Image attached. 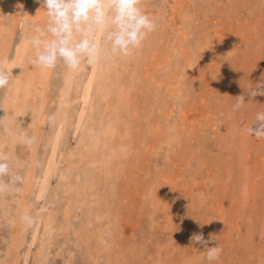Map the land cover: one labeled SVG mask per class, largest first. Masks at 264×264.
Wrapping results in <instances>:
<instances>
[{"label": "bare ground", "instance_id": "6f19581e", "mask_svg": "<svg viewBox=\"0 0 264 264\" xmlns=\"http://www.w3.org/2000/svg\"><path fill=\"white\" fill-rule=\"evenodd\" d=\"M23 3L22 0H0V17L13 13L11 28L5 29L4 24H1L2 28L0 27V67L19 66L12 69L10 84L3 92L0 117L6 113L7 118L5 125L0 127V152L12 157L16 167L22 168L21 173L24 177V183L18 193H13L9 201L6 200V197L0 200V213L4 222L9 223V243L6 251L10 254L5 259L0 258L1 264H9V261L12 264H19L21 259L19 252L27 250L34 244V241L31 240L25 243L27 231L24 230V225L20 221V216L25 210H29L34 219L41 224L40 231L38 232L36 229L32 236L33 240L37 239L32 263L47 264L45 261L48 255L46 251L48 246H51V240L54 239L52 238L53 233L60 235L63 231L68 234V227L71 229L74 220L80 215L86 216L83 227L80 229L74 227L71 230L81 233L85 227L88 229L94 221L103 223L108 220L107 222L113 224L115 230L119 231V227L122 226V222L120 223V217L123 214L121 208L127 207L124 201L127 192L122 193L121 190L123 183L126 184L127 189L132 186H137L136 189L139 188L138 197L134 196L135 193H130L131 204L133 200L135 205L139 203L137 205L138 215L147 216L149 223L154 227L160 219L157 215L160 212L159 207L167 208L165 206L170 201L169 197L171 199L170 193L178 191L180 194L182 190L187 189L189 192H194L199 180L197 177H193L192 172H195V167L191 162L192 155L189 156L185 166L180 159L170 165L171 168L165 172L162 169L153 171L147 164L150 158L144 157L143 142L146 140L144 132H150L154 137L157 136L159 143H166L168 146L166 153L168 154L171 152L169 150L173 149L183 138L184 141H190L192 144L191 140H196L195 137H203L205 143L198 142L192 145L194 148L202 150L197 156V161L202 163L205 162L203 150H209L206 142L211 137L208 131L211 124L217 125L216 129L211 132L214 135L211 140H215L219 146L223 147L217 153L219 156L223 155L225 150H228L230 155L232 154V150L236 148V138L250 142L251 136L248 134V127L244 126L247 128L244 129L242 117L233 110L231 103L227 104L228 107L223 106L221 110L219 108L224 114L220 117V122L218 119H214L211 123L209 116H206L203 121H191L188 118L187 105L191 102L187 94L191 93L190 95H192V88L187 86L185 78L189 76L188 78L193 79L189 74L190 66L193 61L199 62L207 57V47L201 45L199 55L192 59L182 50L189 44L188 34L184 33L182 36H178L176 34L178 28H174L176 33L172 34L173 40L177 39L178 42H172L176 46L172 45V47L177 48V51L169 48L163 51L159 42L169 41L170 32L165 33L166 40L157 35L156 31L160 28L163 30L167 28L169 22L162 16L157 19L151 13L149 16L155 20L156 30L148 35L142 47L136 50L132 56L101 61L97 66L88 67L87 64H82L80 70L75 74L69 73L63 68L59 89L51 98L49 87L54 72L53 70L41 71L30 64V58H34L35 52L27 43L28 39L35 34L32 31L33 26L44 27L47 23L45 10L41 8L39 2L31 4V13L28 15L32 19L30 27L23 32L10 54L13 37L9 32L14 29L19 20L20 11L17 7L19 5L20 8ZM35 4L39 6L36 7ZM143 4L144 2L141 6H144ZM183 11L182 19L184 20L191 11L189 8H185ZM224 29L229 31V28L225 27ZM97 39H101L100 34H97ZM147 49L151 51L149 58L142 54ZM229 51L231 50L229 49ZM182 59H188V63L182 62ZM130 61L134 64L129 67ZM147 61L151 67L146 66ZM182 63L186 66L184 70H181L180 67ZM122 68L123 70L124 68L129 69V72L122 74V80H119L117 76L123 71ZM140 82L145 86V89L139 88V91H136L135 87L138 88ZM48 101L55 104L53 109L51 104L47 106ZM49 117H54V119L50 121ZM133 117H139L140 122H135ZM21 128L28 135L34 137L35 141L25 155H18V157L15 145L20 141L18 133ZM69 134H76V145L68 150L64 148V144L67 143ZM41 140L45 141L46 156L38 161V146ZM57 155L62 159L60 181H62L64 191L66 194L68 193V199L59 212L63 218L55 225L58 217L54 213V216L50 213L53 206H50L47 212L38 211L33 207L32 201H29V195L41 197L47 187L51 170L58 159ZM142 164H147V166L143 167ZM229 169L230 167H226V171L222 173L223 176L221 173L217 175L223 184L228 183V181L221 180L224 179V175L226 177L232 175L228 172ZM248 169L250 168L244 165V173L239 179L240 193L241 195L244 193L241 198L244 204L249 203L251 198L255 199L258 194L257 191L250 192L254 188L249 180L255 174L253 170L249 171ZM237 171L238 168L234 170V173ZM122 174L128 178L123 179ZM261 179L263 178L257 179V182ZM104 181L106 182L104 183ZM102 183L104 184L102 185ZM183 183L188 184L182 189ZM210 183L215 186L218 182L211 179ZM35 186H37V191L34 192ZM257 190L259 189L257 188ZM165 191L169 192V196L163 194ZM191 196L188 193V197ZM151 205L154 207L146 209L145 206ZM251 212L257 216V211L252 210ZM125 215L124 213L122 218L126 219ZM262 220L264 221V214ZM123 222L128 221L123 220ZM130 224L132 232L134 230L133 235H139L137 229L140 224L131 221ZM108 225L105 230L110 228ZM97 228L93 237L96 235L98 243L103 246V249L108 250L112 245L111 239L107 238L106 234L108 233L103 228L100 226ZM260 228L264 232V222ZM235 230L237 234L241 232L239 227H236ZM169 240L171 242L156 238L154 252L140 251L139 255L133 257V262L126 261L127 258H124L123 255L115 259L114 255H111L112 251H109L110 256L108 255L109 259L106 263L170 264L173 254L169 248L175 249L177 245H171L176 242L174 237ZM64 244L65 241L62 240V245L64 246ZM199 247L191 264H202L203 248L201 245ZM135 253L138 252L135 251ZM84 263L87 264V257ZM259 264H264V260Z\"/></svg>", "mask_w": 264, "mask_h": 264}, {"label": "rangeland", "instance_id": "374dc122", "mask_svg": "<svg viewBox=\"0 0 264 264\" xmlns=\"http://www.w3.org/2000/svg\"><path fill=\"white\" fill-rule=\"evenodd\" d=\"M22 1L24 3L20 6L21 9L19 8V3L17 7L20 11L19 20L14 29H11L9 32L13 37L10 54L16 43L20 40L23 32L30 27L32 19L28 15L31 13V4L38 3V0ZM142 2H144L142 8L146 14L150 15L149 13H151L157 19L162 16L169 22V26L164 29L166 31L162 28L156 31V34L163 39H166L165 33L170 32L169 41L162 40V43L159 42L163 51L167 48L177 51V48L172 47V45L175 46L172 42H178L177 39L173 40L172 34L176 33L173 30L174 28H178L176 33L178 36H182L184 33L185 35L188 34L189 44L182 50L189 57L194 58L196 55L198 56L201 45L207 47V57L201 59L199 62L193 61V64L190 66L189 74L193 79L188 78V75V77L185 76L187 86L192 88V95H190L191 93L187 94L191 102L187 105L188 118L191 121H203L206 116H209L211 123L214 119H218L220 122V117L224 115L220 111L221 108L223 106L228 107V103L234 106L237 102V97L244 95L245 104L239 110H236V113L242 117L243 127L249 128L252 126L255 128L256 125L253 123H255L256 114L264 112V96L251 97L248 92L264 77V0H143ZM38 6L37 4L36 7ZM185 8H189L191 12L183 20L182 13H184L183 9ZM12 14L0 17L1 28V24H4L5 29L7 27L11 28ZM224 26L229 28V31L224 29ZM142 54L147 55L149 58L151 51L147 49ZM181 61L186 64L188 63V59H182ZM133 64L134 62L130 61L128 66L130 67ZM146 64V66L151 67L149 61ZM62 66V64H59L57 65L59 69L56 67L53 70L54 73L52 74L49 87L51 98L55 96L59 89L62 69L64 68ZM128 66L127 68H129ZM180 67L181 70L186 69L184 63ZM127 68H124V70L122 68L123 71L117 76L119 80H122V74L129 72ZM139 88L145 89L142 82L138 84V88L135 87V90L139 91ZM3 92L4 89H0V110L3 102ZM48 102L47 106L51 104L53 109L55 104L51 103V101ZM216 112H219V114H216ZM133 120L140 122L139 117H133ZM216 126L211 124V127L209 126L208 129L211 137L206 142L209 150H203L204 163L197 161V156L202 150H198L197 147L194 148L192 146L198 142L205 143L203 137H195L196 140H191L192 144L190 141H184L183 138L173 149L169 150L171 152L168 154L166 153V149H168L166 143L161 144L157 136L154 137L150 132H144L146 134V140L143 142L145 146L144 157L150 158L147 164L153 171L162 169L165 172L171 168L170 165H173L174 162H178L180 159L185 166L189 156L192 155L191 162L195 167V172H192L193 177L195 176L199 180L194 188V192H189V189H187L182 190L180 194H178V191L170 193L171 199L169 197L170 201L168 200L169 202L165 206L167 208L163 209L164 206L162 208L159 207L160 212L157 215L160 219L154 227L149 223L147 216L138 215L137 205L139 203L135 205L133 200L131 204V194L135 193L134 196L138 197L139 188L136 189L137 186H132L127 189L128 187L123 183L121 185L122 193L127 192L124 198L127 207L121 206L122 213H125V216H127L125 219L124 217L122 218L123 214H121L120 223L122 222L123 228L121 226L119 227V231H116L114 225L107 222L108 220L106 222L103 221V223L94 221L89 225L88 229L85 227L81 233H78L79 231L76 232L71 229L83 227L86 216L80 215L78 216L79 218L77 217L74 220V225L71 226V229L67 226L69 230L68 234L63 231L60 235L53 233L52 238L54 239L51 240V246H48L46 251L48 254L45 260L46 263L86 264L84 261L87 257V264H108L106 262L109 259L108 255L111 251V255H114L113 258L116 259V257L123 255L124 258H127L126 261L133 262V257L139 255L140 251L149 250L154 252L156 238L171 242L169 239L174 237V241L176 242L171 243V245L176 244L177 246L175 249L169 248L173 254V260L170 264H191L192 258L196 256L200 248V244L191 243L190 238L193 234L200 233H203L205 239H208L210 235L216 239L208 245L209 247L219 244V247L222 248L219 260L213 261L211 264H259L263 261L264 232L260 228V225L264 222L262 220L264 214V138L260 140L250 135V142L236 138V150L233 149L231 155L228 150H225L223 155L219 156L217 153L223 147L219 146L215 140H211L214 137L211 132L216 129ZM244 129L246 130L247 128L244 127ZM69 135L67 143L64 144V148L68 150L76 145V134ZM194 135L196 136L197 134ZM44 146L45 141L41 140L38 146V161L44 159L46 156ZM157 146L159 147L158 149ZM15 147L17 156L25 155L29 150V146H25L20 141L16 143ZM57 158L51 170L47 187L44 189L41 197L37 198L34 195H29V201H32L33 207L38 211L47 212L49 207L53 206V210L50 213L52 215L54 213L58 217L55 225L61 222L63 216L59 212L68 199V193L66 194L62 181H60L62 159H60L59 155H57ZM147 164L142 165L145 167ZM244 165L250 168L248 169L249 171L253 170L255 174L249 180L251 186L254 188L250 192H258L256 198H251L247 204H244L241 200L242 196H244V191L242 192L243 195H241L239 188V179L244 173ZM226 167H230L228 172L232 173V175L231 177L224 175V179L221 180L228 181V183L224 181L225 184H223L219 181L220 179L217 175L225 172ZM236 168H238V171L234 173ZM18 169L21 172L22 168ZM122 177H124V174H122ZM126 178L128 177L125 176L123 179ZM260 178L263 179L257 182V179ZM211 179H214L218 183L215 186L212 183L209 184ZM187 184L183 183L182 189ZM189 188L191 187L189 186ZM33 190L34 192L37 191V186ZM188 193L192 195L190 198L188 197ZM12 194L0 196V200L6 197V200L8 199L9 201ZM163 194L169 196L168 191H165ZM145 207L146 209L152 208L154 205ZM252 210L257 211V216L251 212ZM0 220V258L5 259L10 255L6 251L7 244L9 243V223L4 222L1 213ZM123 220H127L128 222H123ZM130 221L140 224L138 226L139 229H137L139 235H133L134 230L132 232V223L130 224ZM106 225L110 227L108 229L109 232L105 230L107 228ZM98 226L103 228L108 233L106 234L107 238L111 239L112 245L108 250L103 249V246L98 243L96 235L93 237V233L98 230ZM236 227H239V231H241L238 234L235 230ZM40 228L41 224L35 220L33 227L27 230L25 243L31 240L34 241V244L27 250L21 251L23 253L19 252L21 255L19 264H33V254L35 253L37 239L33 240L32 236L33 232L36 229L39 232ZM139 238H141V241H139ZM62 240L65 241L64 246L62 245ZM24 246L27 247L26 244ZM202 248V264H210L206 258L207 254L204 246ZM135 251L138 253H135ZM61 254L63 255L61 256ZM9 264H12V262L9 261Z\"/></svg>", "mask_w": 264, "mask_h": 264}, {"label": "clouds", "instance_id": "9594fccd", "mask_svg": "<svg viewBox=\"0 0 264 264\" xmlns=\"http://www.w3.org/2000/svg\"><path fill=\"white\" fill-rule=\"evenodd\" d=\"M45 10L47 23L44 27L34 25L27 43L35 52L30 64L41 71L54 70L58 64L72 74L77 73L82 64L97 66L101 61L117 57H130L142 47L148 35L156 30L157 24L142 8V0H38ZM100 34L101 39H97ZM12 68L0 67V89L9 86ZM248 94L251 97L264 96V77ZM245 104V96L237 97L233 110ZM7 114L0 117V127L6 123ZM54 117H49L51 121ZM256 127L250 126L248 134L257 139L264 138V112L256 114ZM252 124V125H253ZM20 143L31 146L35 138L21 128L18 133ZM7 177V179H5ZM24 177L14 164L12 157L0 152V196L18 193ZM24 230L32 228L35 219L29 210L20 216ZM221 221V220H219ZM210 235L193 234L190 242L200 244L206 250L210 262L217 261L222 253L219 244Z\"/></svg>", "mask_w": 264, "mask_h": 264}]
</instances>
